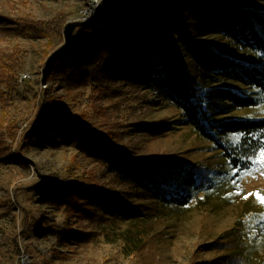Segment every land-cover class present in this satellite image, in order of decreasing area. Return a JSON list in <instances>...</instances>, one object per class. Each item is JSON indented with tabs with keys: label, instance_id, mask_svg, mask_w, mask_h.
Instances as JSON below:
<instances>
[{
	"label": "trees",
	"instance_id": "16d2710c",
	"mask_svg": "<svg viewBox=\"0 0 264 264\" xmlns=\"http://www.w3.org/2000/svg\"><path fill=\"white\" fill-rule=\"evenodd\" d=\"M253 1L264 5V0ZM63 26L53 27L58 41L64 37ZM14 29L48 37L43 22ZM75 35L74 49L57 60L48 78L77 75L82 83L99 84L106 77L151 90L157 103L180 112L182 126L223 156L218 164L223 170L169 156L128 161L125 152L66 115L53 100L42 99L41 112L28 132L34 138L30 144L77 141L124 185L143 190L152 206L135 210L104 190L71 182L43 184V196L64 207L66 222L74 210L78 215L90 213L84 212L85 203L96 210L105 206L113 216L106 221L125 223L122 240L137 251L147 242L148 226L161 209L206 204L234 174L240 180L264 149V116L248 114L264 103V10L220 0H102ZM17 70L14 53L0 54V78L10 91L17 89ZM155 131L161 133L163 127ZM134 165H139L137 171ZM255 199L253 195L247 200L236 222L216 239L214 246L224 250L228 264H248L255 253L264 254V206L256 210ZM24 219H32L29 212ZM24 224L28 231L32 224ZM72 232L68 224L66 234ZM20 255L18 248H0V264H18Z\"/></svg>",
	"mask_w": 264,
	"mask_h": 264
},
{
	"label": "rangeland",
	"instance_id": "374dc122",
	"mask_svg": "<svg viewBox=\"0 0 264 264\" xmlns=\"http://www.w3.org/2000/svg\"><path fill=\"white\" fill-rule=\"evenodd\" d=\"M220 1L264 10L263 4L253 0ZM87 8L88 0H0V54L14 53L18 67L16 90L10 91L8 82L0 78L1 250H21L18 264H228L224 250L214 244L246 208L248 193L264 195V149L240 180L231 171L233 177L206 204L161 209L148 226L147 242L137 251L122 240L125 223L114 218L106 221V216H113L105 212V206L96 210L85 203L84 212L90 213L78 215L74 210L66 222L64 207L43 196V184L71 182L104 190L135 210L152 206L143 190L124 185L77 141L30 144L34 138L28 132L41 112L42 99L53 100L66 115L125 152L128 161L169 156L225 168L218 166L223 161L221 152L182 126L180 112L157 103L151 90L106 77L99 84H86L77 75L59 73L41 84L47 58L64 42L63 36L58 41L53 27L82 22ZM42 22L46 38L12 30L23 23ZM100 87L103 91L98 92ZM254 113L264 116V103L248 114ZM162 127L161 133L155 131ZM134 168L137 171L139 165ZM255 201L256 210H262L264 204L259 198ZM26 212L30 221L24 219ZM24 220L32 224L28 231ZM68 224L73 232L66 234ZM251 260L248 264H264V254L255 253Z\"/></svg>",
	"mask_w": 264,
	"mask_h": 264
},
{
	"label": "water",
	"instance_id": "95a60500",
	"mask_svg": "<svg viewBox=\"0 0 264 264\" xmlns=\"http://www.w3.org/2000/svg\"><path fill=\"white\" fill-rule=\"evenodd\" d=\"M82 23L84 22L74 21L68 22L66 24L64 29L63 44L49 55L43 67L41 79L42 85L46 84L48 76L54 68L57 60L60 59L62 56H65L66 54L70 53L74 49L76 42L75 30L77 27L82 25Z\"/></svg>",
	"mask_w": 264,
	"mask_h": 264
},
{
	"label": "built area",
	"instance_id": "2783aa9c",
	"mask_svg": "<svg viewBox=\"0 0 264 264\" xmlns=\"http://www.w3.org/2000/svg\"><path fill=\"white\" fill-rule=\"evenodd\" d=\"M101 2L102 0H88V8L82 14V18H83L82 22L88 21L91 18V16L96 14V11L100 6Z\"/></svg>",
	"mask_w": 264,
	"mask_h": 264
},
{
	"label": "snow or ice",
	"instance_id": "6c2138e0",
	"mask_svg": "<svg viewBox=\"0 0 264 264\" xmlns=\"http://www.w3.org/2000/svg\"><path fill=\"white\" fill-rule=\"evenodd\" d=\"M239 138H240L239 136L236 137L237 140H239ZM253 195L257 196L260 199L261 203H264V195H261L260 193H248L244 198L248 199L249 196H253Z\"/></svg>",
	"mask_w": 264,
	"mask_h": 264
}]
</instances>
